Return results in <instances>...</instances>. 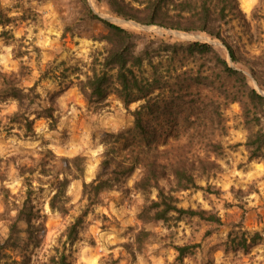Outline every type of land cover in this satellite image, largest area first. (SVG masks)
<instances>
[{"label":"rangeland","instance_id":"374dc122","mask_svg":"<svg viewBox=\"0 0 264 264\" xmlns=\"http://www.w3.org/2000/svg\"><path fill=\"white\" fill-rule=\"evenodd\" d=\"M149 1L120 3L140 11ZM236 1L242 17H230L222 31L235 61L221 40L121 19L108 0H0V72L15 75L26 89L36 86L37 98L34 105L23 103V112L33 121L30 133L12 121L19 103H0V243L8 239L10 226L27 200L40 216L33 222L37 232L31 242L25 233L19 235L26 251L7 250L0 264H54L61 254H66L69 264H264V242L247 253L226 247L231 231L233 237L264 238V147L261 157L251 159L254 149L247 146L250 138L264 135V117L258 115L257 121L254 105L245 97L246 85L226 80L207 61L186 62L184 70L191 76L202 70V83L191 88L193 99L189 97L185 106L171 102L181 121L171 132L177 140L168 139L170 147L178 149L202 135L189 158L198 170L197 189L172 194L177 208L221 223L175 213L167 221H155V212L145 209L158 202V192L147 196L135 189L141 170L121 189L104 192L96 204L84 190V184L97 177L107 142L126 154L127 137L117 138L134 128L132 113L143 104L127 110L112 94L101 110L88 106L78 84L94 65L99 67L108 48L104 41L108 30L88 17V10L135 34L138 52L162 43L208 44L264 98V0ZM166 56L154 64L161 61L162 71H169L173 83L182 71L179 62L170 65ZM144 72L149 77L151 69L146 66ZM155 95L169 99L171 89ZM46 108L54 109L55 122L43 117ZM76 159L81 160L78 169ZM65 178L69 180L65 197L54 204L65 208L62 213L52 204ZM160 185L168 192L172 179ZM78 221V238L71 243L69 230ZM18 227L29 229L24 223ZM176 246L191 248L179 260Z\"/></svg>","mask_w":264,"mask_h":264},{"label":"trees","instance_id":"16d2710c","mask_svg":"<svg viewBox=\"0 0 264 264\" xmlns=\"http://www.w3.org/2000/svg\"><path fill=\"white\" fill-rule=\"evenodd\" d=\"M108 1L112 12L121 19L145 26H160L165 30L203 33L213 39L221 40L230 51L232 59L236 61L232 47L222 38L223 27L228 23V19L242 17L236 0H150L140 11L130 9L121 4L120 0ZM80 2L84 3L85 0H80ZM88 15L92 20L102 23L108 30V34L104 38L108 48L103 61L99 67L94 65L86 74L85 81H80L78 84L88 106L101 110L112 94L127 110L135 103L142 102L143 104L132 113L135 120L134 128L117 138L120 140L122 137H127L123 143V151H126V154L122 156L119 151L116 152V149L112 148L111 142L109 144L107 142L96 179L90 184H84L85 196L91 203L96 204L104 192L114 188L121 189L125 180L137 170H141V177L135 183V189L147 196L153 190L158 192V202H153L152 206L145 209V212H155V221H167L169 214L175 213L199 216L203 221L221 223L214 217L205 218L203 213L179 209L175 205L177 199L172 193L197 189L196 172L198 170L193 167L194 164H190L189 158L192 155L191 149L196 145L195 140H199L202 135L193 136L178 149L170 147L168 139L172 137V130L178 126V120L181 121L180 115L178 116L172 111L171 102L177 100L178 106L182 104L185 106L189 97L193 99L191 88L202 83V70H199L198 75L195 76H191L184 70L186 62L191 59L207 61L222 75H225L226 80L231 79L246 85L247 94L245 97L248 100L247 103L254 105V115L258 119L257 121H259L258 115L264 117V98L248 86L245 75L232 70L226 60L208 44L168 45L162 43L157 47L148 46L144 51L138 52L135 34L96 17L90 9ZM165 56L168 57L170 65L179 62L182 71L173 78V83L170 82L169 71H162V62L154 64L155 59H163ZM146 66L151 69L149 77L145 76L144 68ZM200 67H204L203 64ZM172 70L178 71L176 68ZM35 87L26 89L15 75L0 72V103L8 100H15L19 103V111L14 114L12 121L19 125L23 124L28 133L33 131V121L28 118L22 108L25 101H28L29 105H34ZM166 87L171 89L169 99H161L162 96L155 95L157 91H162ZM42 115L45 119L55 122L53 108L44 109ZM42 115L39 114L38 117H42ZM180 129L185 130L186 127L182 128L181 126ZM112 138L114 136H111ZM172 138L175 139V137ZM247 146L249 149H254L251 159L261 157L264 135L258 134L256 137L254 136V139L250 138ZM78 161L81 160L76 159L74 162L77 169L80 168L77 167ZM169 178L172 179L173 187L166 192L160 182ZM68 184L67 178L59 182L62 190H58L53 198V210H59L62 213L65 211V208L57 209L54 204L60 196L65 197ZM145 214L148 216L147 213ZM39 218L40 216L34 213L33 207L27 200L10 226L8 239L3 244L0 243V261L6 257L5 251L7 250L20 251V254L26 251V246L22 247L25 241L21 240L19 235L25 233L31 242L34 233L37 232V229H33V222ZM19 223H24L29 229H19ZM79 226L80 221L69 230L71 243L78 238ZM233 236L234 233L231 231L226 247L243 250L246 253L259 241L264 242V238L259 234L251 240L244 234L241 238ZM190 248V246H176L178 259L181 260L185 257ZM54 264H69L66 254H61L57 259L54 258Z\"/></svg>","mask_w":264,"mask_h":264}]
</instances>
